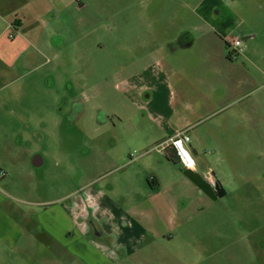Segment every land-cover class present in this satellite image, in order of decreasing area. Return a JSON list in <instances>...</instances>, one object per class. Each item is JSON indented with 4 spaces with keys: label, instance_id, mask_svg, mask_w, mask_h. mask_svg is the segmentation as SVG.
Returning <instances> with one entry per match:
<instances>
[{
    "label": "rangeland",
    "instance_id": "obj_1",
    "mask_svg": "<svg viewBox=\"0 0 264 264\" xmlns=\"http://www.w3.org/2000/svg\"><path fill=\"white\" fill-rule=\"evenodd\" d=\"M148 1L143 0L144 5ZM152 1L160 3V20L188 24L204 17L209 25L214 23L213 30L202 24L209 45L196 55L201 64L191 69L192 74L200 76L205 89L215 86L218 104L234 102L194 127L195 131L211 128L218 118L233 113L229 123L233 140L223 156L208 147L192 156L194 161L203 156L201 161L221 168L225 193L215 200L204 193L198 198L187 186L174 184L171 190L180 192L176 201H182L186 211L173 239L148 241L144 232L142 247L125 257L110 245L95 247L88 234L83 239L94 243L84 256L71 261L61 255L59 242L34 219L27 224L22 212L65 204L70 192L78 195L81 212L91 220L95 209L91 191L109 196L111 181L117 194L132 190L135 197L131 194V199L121 201L123 208L146 197L147 168L161 166L164 181L179 174L160 151L142 154L160 132L142 110L113 89L118 78L114 72L120 67L119 41L110 38L102 10H91L89 21L72 27L81 35L73 40L63 36L58 58L48 54L50 65L37 71L24 68L20 59H14V50L7 51L9 34L14 33L10 29L0 41V172L4 173L0 192L5 191L0 199V234L7 229L5 215H11L27 228L32 223L29 229H35L36 239H29L25 231L15 233L12 248L0 243V264H264V0ZM200 4H208L207 10ZM148 14L155 17L154 12ZM222 35L239 38L236 54ZM204 102L197 109L200 115L213 107ZM35 155L42 156L43 164L33 168ZM2 166H13V171ZM129 175L133 185L127 182ZM171 190L166 193L172 196ZM164 211L163 206L158 210L157 222L164 220ZM78 220L82 223L84 218Z\"/></svg>",
    "mask_w": 264,
    "mask_h": 264
},
{
    "label": "crops",
    "instance_id": "obj_2",
    "mask_svg": "<svg viewBox=\"0 0 264 264\" xmlns=\"http://www.w3.org/2000/svg\"><path fill=\"white\" fill-rule=\"evenodd\" d=\"M150 1L144 5L143 0H0V24L3 27L0 30V41L5 32L12 29L14 33L9 34L12 41L7 51L11 53L14 50V59H20L21 65L29 68V71L41 70L50 65L48 54L51 58H58L61 51L57 47L62 43L63 36L73 40L75 36L81 35L78 31L74 33L72 27L89 21L91 10H102L108 29L115 33H110V38L116 37L119 41L120 67L114 72L118 78L113 89L119 91L124 101L142 110L160 132L158 137L148 141L150 144L142 154L154 150L155 145L175 132L185 131L189 136L187 146L191 153L197 154L208 147L215 155L223 156L222 152L229 150L232 144L233 134L229 130V123L234 114L218 118L211 124V128L209 126L195 131L194 127L199 120L220 115L223 108L234 102L227 100L218 104V96L214 94L218 92L215 86L205 89L200 76L192 74V70L199 68L201 64L196 55L203 49L206 51L209 45L208 36L202 34L201 27L205 25L206 29L213 30L214 23L209 25L210 22L204 17L199 23L188 24L160 20V3ZM198 7L207 10L208 4H200ZM150 12L152 15L155 13L154 18L149 17ZM222 37L225 41L226 37ZM204 101L212 103L213 107L200 115L197 109ZM223 122L227 124V128L224 125L222 127ZM189 130L192 132L190 135ZM169 151L172 153V150ZM200 158L195 161L192 170L207 176L209 181L217 180L221 185L224 184L226 176L221 168L213 167L210 162L206 163ZM170 159L179 176L164 181L161 166L147 168L150 173V189L148 188L146 197L128 207L122 208V202L132 198V190L117 194L113 181L109 185V196L100 190L91 191V205L95 207L91 212V227L98 232L96 238H93L95 247L104 243L122 250L123 256L127 257L142 247L144 232L148 233V241L173 239L171 234L174 230L183 226L182 216L186 208L184 203L181 204L182 201L177 203L176 199L179 201V196L182 195L177 190H171V186L178 183L187 186L198 198L204 194L183 174L184 169L172 157ZM42 164V156L35 155L32 167ZM2 167L9 172L13 171V166ZM97 179L98 177L92 181ZM126 179L133 185L130 175ZM166 188L173 192L169 191L172 196L166 193ZM4 192V189L0 192V199H3ZM66 200L65 204H54L48 209L22 212L21 218L28 220L27 224L34 219L35 225L59 242L61 255L65 254L73 261L74 258L84 256L87 246L91 247L94 242L89 237L86 241L83 239L85 222L89 216L86 212H81L78 195L74 196L69 192ZM189 201L188 198L187 202ZM162 206L165 218L157 222L155 218L160 214L158 210ZM80 216L84 218L82 223L78 220ZM4 219L8 221L5 226L7 229L0 234V243L4 246L12 248L15 233L21 235L26 231L29 239H36L35 229H29L32 223L27 228L16 223L11 215H5ZM189 219L190 215H186L185 220Z\"/></svg>",
    "mask_w": 264,
    "mask_h": 264
},
{
    "label": "built area",
    "instance_id": "obj_3",
    "mask_svg": "<svg viewBox=\"0 0 264 264\" xmlns=\"http://www.w3.org/2000/svg\"><path fill=\"white\" fill-rule=\"evenodd\" d=\"M225 41L231 47V53L236 54L237 49L241 45L239 38L226 37ZM188 141L189 136L185 131H177L173 135L155 145L153 149L160 151L169 158L172 157L183 169L192 170L195 167V161L190 149L187 146ZM169 150H172V153ZM3 174V172H0V176Z\"/></svg>",
    "mask_w": 264,
    "mask_h": 264
},
{
    "label": "water",
    "instance_id": "obj_4",
    "mask_svg": "<svg viewBox=\"0 0 264 264\" xmlns=\"http://www.w3.org/2000/svg\"><path fill=\"white\" fill-rule=\"evenodd\" d=\"M183 174L195 184L205 195L215 200L217 197L222 196L225 191L219 181H209L207 176L201 175L191 169H184Z\"/></svg>",
    "mask_w": 264,
    "mask_h": 264
},
{
    "label": "flooded vegetation",
    "instance_id": "obj_5",
    "mask_svg": "<svg viewBox=\"0 0 264 264\" xmlns=\"http://www.w3.org/2000/svg\"><path fill=\"white\" fill-rule=\"evenodd\" d=\"M76 108V105L72 104V109H75ZM91 220L87 219V221L85 222V230H84V235H90L94 238H96V234L98 233L96 231V229L93 227L91 229Z\"/></svg>",
    "mask_w": 264,
    "mask_h": 264
},
{
    "label": "trees",
    "instance_id": "obj_6",
    "mask_svg": "<svg viewBox=\"0 0 264 264\" xmlns=\"http://www.w3.org/2000/svg\"><path fill=\"white\" fill-rule=\"evenodd\" d=\"M147 182L150 183V176L147 178Z\"/></svg>",
    "mask_w": 264,
    "mask_h": 264
}]
</instances>
